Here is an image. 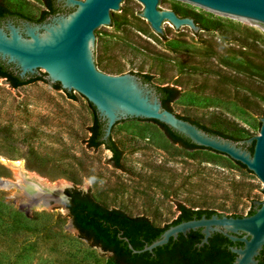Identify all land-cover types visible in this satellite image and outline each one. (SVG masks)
<instances>
[{
    "label": "rangeland",
    "instance_id": "1",
    "mask_svg": "<svg viewBox=\"0 0 264 264\" xmlns=\"http://www.w3.org/2000/svg\"><path fill=\"white\" fill-rule=\"evenodd\" d=\"M35 20L43 0H2ZM181 16L200 18V34L181 33L168 22L163 39L131 0L117 25L98 30L102 72L147 73L157 86H174V113L188 115L235 138L259 131L260 118L238 100L240 90L264 110V27L217 17L183 0H166ZM42 73H44L42 71ZM50 82L12 87L0 77V179L14 174L1 158L23 161L49 183L89 191L107 207L145 215L163 226L178 215L177 203L224 215H247L264 198L262 182L247 168L212 149L185 148L156 122L119 124L112 140L122 150L121 167L111 152L87 144L93 109L87 99ZM0 188V264H105L110 253L90 246L71 226L61 199L26 212Z\"/></svg>",
    "mask_w": 264,
    "mask_h": 264
},
{
    "label": "water",
    "instance_id": "2",
    "mask_svg": "<svg viewBox=\"0 0 264 264\" xmlns=\"http://www.w3.org/2000/svg\"><path fill=\"white\" fill-rule=\"evenodd\" d=\"M131 0H56L66 7L48 15L42 21L21 19L15 23L10 17L0 25V60L10 64L20 78L42 74L50 84L58 83L61 89L83 95L95 108L99 120L104 122L103 139L113 137L119 124L155 122L187 137L197 146L220 152L245 165L262 182L264 192V110L256 107L240 90L239 101L255 117L260 118L257 134L246 139L233 140L212 134L189 120L177 116L163 107L159 94L149 83L133 72L114 74L102 72L98 52V30L117 25L119 16ZM143 8L140 15L163 39L179 41L168 22L181 33L193 29L200 34V18L181 16L166 0H138ZM198 5L217 17H233L235 22L264 27V0H183ZM52 85V84H51ZM54 86V85H52ZM253 143V151L242 144ZM65 183L44 187L47 207L58 200H68ZM15 202V199L10 196ZM66 207V206H65ZM251 214L210 216L182 220L166 227L160 236L137 249L127 242L133 252L152 251L179 233L200 229L198 245L208 242L212 233L219 232L232 242L235 254L231 264H258L257 256L264 246V198L254 201ZM19 208L26 212L23 205ZM46 208V207H45ZM71 226L74 227L72 221ZM75 228V227H74ZM77 231V229L75 228ZM78 233V231H77Z\"/></svg>",
    "mask_w": 264,
    "mask_h": 264
},
{
    "label": "trees",
    "instance_id": "3",
    "mask_svg": "<svg viewBox=\"0 0 264 264\" xmlns=\"http://www.w3.org/2000/svg\"><path fill=\"white\" fill-rule=\"evenodd\" d=\"M45 9L42 10L39 17L35 20L25 17L18 11L10 10L0 0V21L5 17H10L14 20L29 19L32 21H42L48 15L62 11L63 8L56 5V0H43ZM134 73V72H133ZM144 82L153 86L159 94L163 107L172 111L170 103L179 95L180 91L174 86L164 85L157 86L151 82V75L147 73H136ZM44 73L36 74L28 78H20L16 70L10 64H6L0 60V77L5 78L12 87H18L23 84L35 80H44ZM55 87H60L58 83H51ZM67 92V91H66ZM71 97L72 94L67 92ZM93 109V121L89 126V136L87 144L91 147L104 145L111 152V162L115 167H121L122 150L112 140L111 135L103 139L104 122L99 120L95 108L89 103ZM173 112V111H172ZM177 116L189 120L198 127L212 134L222 135L233 140H242L245 138H235L232 135L226 134L220 130L210 128L199 123L196 119L188 115ZM155 121L166 133V135L175 143L180 144L185 148H200L192 143L187 137L170 129L163 123ZM248 150L253 151V143L246 145L242 144ZM241 167L245 165L236 161ZM68 196L66 209L68 216L74 227L78 231V237L88 242L90 246L99 247L101 250L110 253L105 264H231L235 254L231 252L230 245H240L236 241H230L226 236L219 232L212 233L208 242L199 246L202 234L200 229L190 230L186 235L181 233L163 245L155 247L152 251L133 252L127 245V242L122 238L126 236L134 248H141L145 243H150L158 238L161 232L171 224L178 223L182 220L191 218H199L202 214L207 217L213 213H218L212 209H194L186 206L183 203H177L178 215L170 223L163 226L156 225L145 215H129L124 210L117 207H107L99 201L95 200L89 191H84L76 186L67 187L64 190ZM254 205L249 209L248 214L253 213ZM233 216H241V214H232ZM258 264H264V246L260 250Z\"/></svg>",
    "mask_w": 264,
    "mask_h": 264
},
{
    "label": "bare ground",
    "instance_id": "4",
    "mask_svg": "<svg viewBox=\"0 0 264 264\" xmlns=\"http://www.w3.org/2000/svg\"><path fill=\"white\" fill-rule=\"evenodd\" d=\"M9 166L14 174L11 179H0V188L13 189L11 197L15 199L18 205H23L26 209L32 210L47 207V197L43 188L48 185L62 184L63 182L49 183L36 172L26 169L23 161L1 158Z\"/></svg>",
    "mask_w": 264,
    "mask_h": 264
},
{
    "label": "flooded vegetation",
    "instance_id": "5",
    "mask_svg": "<svg viewBox=\"0 0 264 264\" xmlns=\"http://www.w3.org/2000/svg\"><path fill=\"white\" fill-rule=\"evenodd\" d=\"M56 5L62 7V8H63L62 11H66V10H67L66 7H63L61 3H57V2H56ZM6 18H7V17H5L4 19H2V20L0 21V25L5 21ZM11 19H12V18H11ZM12 20H13L15 23H19V21H20L21 19H18V20H14V19H12Z\"/></svg>",
    "mask_w": 264,
    "mask_h": 264
}]
</instances>
